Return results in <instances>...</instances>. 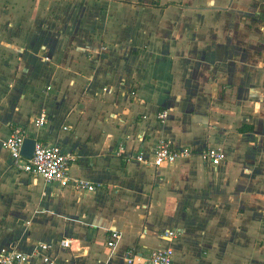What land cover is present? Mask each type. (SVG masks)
Instances as JSON below:
<instances>
[{
	"label": "crops",
	"instance_id": "1",
	"mask_svg": "<svg viewBox=\"0 0 264 264\" xmlns=\"http://www.w3.org/2000/svg\"><path fill=\"white\" fill-rule=\"evenodd\" d=\"M107 1L0 0V44L4 33L30 49L40 41L49 56L39 70L21 65L9 88L0 64V251L51 242L55 264H125L134 246L133 264L157 248L172 264H264V0ZM43 81L54 105L36 102ZM14 127L59 146L69 175L96 188L15 169L1 145ZM159 139L219 146L226 159L155 168L115 155L122 145L150 156Z\"/></svg>",
	"mask_w": 264,
	"mask_h": 264
},
{
	"label": "built area",
	"instance_id": "2",
	"mask_svg": "<svg viewBox=\"0 0 264 264\" xmlns=\"http://www.w3.org/2000/svg\"><path fill=\"white\" fill-rule=\"evenodd\" d=\"M167 116V110L157 112L156 117L163 121ZM48 122L45 115L35 119L36 126H44ZM67 127H64L66 129ZM26 135L22 129L14 127L11 133L1 142L2 147L9 153L12 165L20 172L29 174L34 178L41 179L45 183H57L61 187H72L77 191H92L96 188L92 183L76 177H71L68 167L71 156L65 153L59 146L50 145L36 141L32 154L29 158L21 154V148ZM115 155L123 157L126 162L135 160L155 168L163 164L174 163L179 159L188 158L194 155L199 156L204 162L211 166H217L226 159L224 151L219 146L207 145L204 148L192 146H174L166 139H159L150 156L142 153L124 155L123 146L115 150ZM177 230H167L164 235L174 237L178 235ZM120 238V232L111 230L107 236V246L114 247ZM71 238H62L58 241L61 247H71ZM53 247L51 242H39L35 248L27 253L16 248L6 247L0 251V264H29L32 257H41L47 264H55L51 259L50 251ZM125 264H133L135 260L141 259L142 255L134 246L126 249ZM148 264H172V253L170 249L157 248L145 258Z\"/></svg>",
	"mask_w": 264,
	"mask_h": 264
},
{
	"label": "rangeland",
	"instance_id": "3",
	"mask_svg": "<svg viewBox=\"0 0 264 264\" xmlns=\"http://www.w3.org/2000/svg\"><path fill=\"white\" fill-rule=\"evenodd\" d=\"M125 1L126 0H112V2L107 1V4L112 5V6L129 4V3H126ZM129 2L134 3V4H141V5L143 3H150L151 5H156L158 0H130ZM52 16L56 19L57 22H59L58 15H52ZM26 17L27 15H25V18ZM42 19L44 20V18H40L38 20L42 21ZM3 25H6V22H3ZM5 29L7 31V28ZM4 35H5L3 37L4 42L3 44H0V60H1L0 64L4 65L3 66L4 83L9 88L13 84V80H14L13 75L15 74V72H18V71L21 72L19 70V67L21 65H23L25 69L26 67H29V68L32 67L33 69L35 68V70L36 69L39 70L43 61L49 60V56H47V53H46L47 51L44 50V48H40L39 46L40 44H44L43 42L33 40L32 48L30 49L23 42L13 40L12 39L13 35L9 34V38H8V34L4 33ZM22 41L27 43L24 39ZM29 42H30L29 45H31L32 40H29ZM9 68L13 69L14 72H12V70H10ZM47 84H48V81H43L42 85L39 86L38 91L42 93V100L40 101L36 100V102L42 105L46 103L50 105H54L56 103V100L51 94H48L46 100H44L43 98L44 97L43 91L46 90ZM35 113L36 111H30V115H31L30 121L31 122H35V119L39 116V113L38 114H35Z\"/></svg>",
	"mask_w": 264,
	"mask_h": 264
},
{
	"label": "water",
	"instance_id": "4",
	"mask_svg": "<svg viewBox=\"0 0 264 264\" xmlns=\"http://www.w3.org/2000/svg\"><path fill=\"white\" fill-rule=\"evenodd\" d=\"M35 142L36 140L34 138H31V137L24 138V142L21 148V154L24 157L29 158L31 156Z\"/></svg>",
	"mask_w": 264,
	"mask_h": 264
},
{
	"label": "trees",
	"instance_id": "5",
	"mask_svg": "<svg viewBox=\"0 0 264 264\" xmlns=\"http://www.w3.org/2000/svg\"><path fill=\"white\" fill-rule=\"evenodd\" d=\"M239 130H242V127H240Z\"/></svg>",
	"mask_w": 264,
	"mask_h": 264
}]
</instances>
